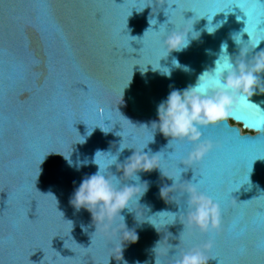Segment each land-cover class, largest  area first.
Here are the masks:
<instances>
[{"label": "water", "instance_id": "water-1", "mask_svg": "<svg viewBox=\"0 0 264 264\" xmlns=\"http://www.w3.org/2000/svg\"><path fill=\"white\" fill-rule=\"evenodd\" d=\"M146 3L152 0H0V264H120L110 256L120 259L124 227L138 236L123 247L126 264H155V255L157 264H173L178 251L207 242L199 233L181 240L179 206L160 195L162 187L172 184L162 173L179 179L180 158L192 145H178L176 156L167 158L173 149L159 132L144 151L161 152L162 173H138L148 181L139 204L149 207L146 215L177 213L174 219L164 214L173 225H157V233L125 209L124 221L100 222L96 231L91 214L69 203L81 180L97 171L91 163L94 152L115 154L123 139L122 146L129 148L118 156L123 163L134 149L146 146L151 132L141 125L157 119V105L172 89L194 85L214 68L221 45L233 63L243 46L246 61L264 50L261 0H155L152 9L141 11ZM149 17L150 23L157 20L156 31L160 24L169 32L193 25L200 33L184 51L160 61L171 70L170 78L144 67H156L165 55L151 28L142 40L130 42L129 35L143 37ZM207 25L214 26L212 34L205 31ZM248 40L259 45L251 49ZM173 57L187 71L173 68ZM139 65L147 71L142 74ZM260 77L264 83V73ZM250 100L264 111V94ZM104 123L112 128L108 134L93 129ZM255 126L252 110L241 109L234 118L202 129L205 139L222 148L181 173L185 183L204 173V190L222 205V230L206 253L211 258L207 264H264V133L244 130ZM82 136L85 142L77 143ZM70 153L74 164L87 157L88 165L70 167L62 156ZM111 171L121 175L114 165ZM182 187L177 183L171 190L177 203L183 199Z\"/></svg>", "mask_w": 264, "mask_h": 264}, {"label": "clouds", "instance_id": "clouds-1", "mask_svg": "<svg viewBox=\"0 0 264 264\" xmlns=\"http://www.w3.org/2000/svg\"><path fill=\"white\" fill-rule=\"evenodd\" d=\"M261 2L264 3V0H261ZM164 5L167 4L165 3ZM164 5L163 8L168 7V5L167 7H164ZM154 6L155 0H152V3H146L141 11L146 7L152 9ZM141 11L136 12L140 13ZM150 17H152V12ZM150 17V27L144 32L143 37L137 38L128 34L133 38L130 42H135L137 39L142 40L145 33L151 28L160 37L165 55L158 59L156 67L152 64H147L144 67L147 69L146 66L150 65L151 70L158 71L159 74L170 78L171 70L168 67H162L160 61L167 58L171 52L184 51L189 47L192 40L199 37L200 33L193 31V25L187 31L184 29H174L169 32L166 30L167 28H161V25L164 24H160L159 30L156 31L153 30L152 26L157 25V20L153 17L155 22L150 23ZM213 27L207 25L205 31L208 34H212L215 30H213ZM235 42L240 44L237 40ZM245 45H248L251 49H255L259 43L251 44L250 40H248ZM225 47L226 45H221V54L215 61L214 68L204 71L194 85H189L185 89H172L167 97L157 105V119L151 121L150 126L141 125L151 132V137L146 146L142 147L139 151L134 149L133 154L123 163L118 162V156L123 150L129 149L122 146L123 139L119 143L115 154L111 151L102 150L94 152L91 163L97 166V171L81 180L79 186L75 188L70 197L69 203L76 211L84 209L91 214L96 231L97 224L100 222L109 220L114 222L117 218H123L124 221L121 211L127 209L128 212L135 213L134 218L138 223H148L157 233H160L157 225H162L165 228L173 225L172 222L164 217V214H171L174 219L176 214L179 213L184 219V228L179 235L181 240L191 237L195 233L206 236L208 239L201 246L189 247L186 250H180L175 253L173 264H207L211 259L206 253L213 247L215 237L222 230L223 209L221 202L215 200L204 190L206 179L204 173L201 174L199 179H192L191 181H187V183L182 180L181 173L184 172L183 169L185 167L189 169L192 166L201 164L206 155L222 148L220 143L205 139L202 129L217 126L234 118L236 113L241 109L252 110V115L255 117L256 126L254 128H244V130L254 134L264 133V111L250 100V97L254 94H264V83H262L260 77V74L264 73V50L257 52L251 60L246 61L245 56L248 50L243 46L240 49L239 58L233 63L231 58L222 51ZM172 66L173 68H182L187 71L186 66H181L175 57L172 59ZM139 70L142 74L147 71H142L141 66ZM120 115L122 116L121 113ZM123 118L130 122L125 117ZM104 125L105 127L103 128L96 126L93 129L98 127L104 134L112 131V128L111 130L107 128L109 124L106 125L104 123ZM242 127L244 126L242 125ZM157 132L168 139L167 147L173 149L167 155V158L176 156L178 145L184 143L192 145V149L188 152L187 156L180 158L179 165L182 164L184 167L178 166L181 169L179 179L162 173L160 168L161 152L152 153L151 150L148 152L144 151L149 143L154 142V136ZM90 134L87 133V135ZM84 142L85 137H83V142L77 143L83 144ZM71 153L67 158L60 154L70 167H75L79 170L81 166L88 165L89 160L87 157L82 161L77 160L74 164L70 158ZM113 165L121 173L119 177L111 171ZM154 169H159L164 177L172 181L171 186H164L160 189V195L166 203L175 202L179 206L180 210L177 213L162 210L152 215H146L150 210L149 207L139 204L140 199L148 190V181H141L138 173L150 172ZM40 171L39 165V174ZM250 172L247 178L249 183ZM129 181L135 183H128ZM177 183L183 185V199L179 203L172 199L171 191ZM249 183L245 184L249 185ZM133 205H138L139 210L134 211ZM138 216H143L144 219H138ZM67 222H70L73 227L71 221ZM185 227L187 228V232H185ZM81 228L86 231L84 225H81ZM120 235L123 237L119 247L120 259H117L115 256L110 257L120 262V264H126L122 257L123 247L125 243H135L138 240V236L135 230H129L126 227H124V231ZM160 241L157 242L154 249H156ZM155 264H157L156 255Z\"/></svg>", "mask_w": 264, "mask_h": 264}]
</instances>
